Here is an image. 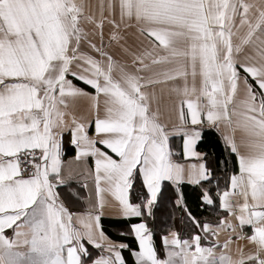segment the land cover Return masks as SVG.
I'll use <instances>...</instances> for the list:
<instances>
[{
	"label": "snow or ice",
	"instance_id": "obj_1",
	"mask_svg": "<svg viewBox=\"0 0 264 264\" xmlns=\"http://www.w3.org/2000/svg\"><path fill=\"white\" fill-rule=\"evenodd\" d=\"M99 7L113 13L112 41L123 39L121 26L150 41L121 45L131 68L88 38L81 20L97 25L102 42L105 18L84 15L78 0H0V264H128L125 250L133 264H264V0H118L119 21L117 4ZM165 90L180 105L171 127L159 118ZM77 99L92 102L94 121L69 111ZM175 134L183 155L200 161L187 171L172 159ZM81 179L93 181L97 198L74 214ZM186 179L196 186L191 202L179 187ZM109 199L118 208L109 223L135 244L113 240L102 224ZM166 200L191 231L166 229L161 254L149 221ZM221 231L252 250L233 258L232 236L221 243Z\"/></svg>",
	"mask_w": 264,
	"mask_h": 264
},
{
	"label": "crops",
	"instance_id": "obj_2",
	"mask_svg": "<svg viewBox=\"0 0 264 264\" xmlns=\"http://www.w3.org/2000/svg\"><path fill=\"white\" fill-rule=\"evenodd\" d=\"M78 2L83 3L85 5L84 15H86V16L91 15L95 18L96 21H99L101 19L102 15L105 18L104 23H103V28H102V32H103V41L102 42H101L100 36L98 34L100 29L97 28V25L95 23H91L87 20H81V26L84 28L85 32L88 34V38L91 39L93 42H95L97 45H100L101 43H103V45L105 46V50L107 52H109L110 54H112L117 61L124 62L131 68L132 67V65H131L132 57H131V55L125 54L122 51L121 45L128 46L132 49H138L140 47L141 43H143L144 46H147L150 43V41L146 37L140 36L136 27L124 28L123 26H121L119 29H116V31H118V33L123 37V39L120 40L119 42L111 40V34L114 30V25L112 23H110L109 20L112 18L113 13L110 12L107 7H105L103 10H101V8L99 6L101 4L107 5L109 3L117 4V7L115 9V19L117 21H119L118 0H78ZM81 48L85 52H88L91 55H93L94 57H96L97 59L100 58L99 55L89 47L86 40H82ZM69 79H72V78L69 77ZM189 80H191V78H189ZM73 83H77V81L73 80ZM199 84H200V78L198 77L197 78V85L199 86ZM81 87H84V86H81ZM85 89L89 92H94V90L91 89L89 86L85 87ZM243 95H244L243 86L241 84L237 99L243 98ZM103 100H104V97L101 95V97H100L101 110L99 113L101 118H103V116H104ZM173 101H175V109H173V107H172ZM179 106H180L179 105V99L176 98L175 96L170 97L168 95L167 90H165L163 93V96L161 97V101L159 104V109H160L159 118H160V120L164 124L168 125L169 127H171L174 124H179L180 123V121L178 119ZM152 108H153V110H156L157 104L155 102L153 103ZM69 111L74 112V114L78 118L85 117L89 121H94V119L96 117V111H95L94 107L92 106V102L90 100H86V99H77L75 101L70 100ZM221 128H222V130H224L223 125L221 126ZM87 132H88L89 136H93L95 134L94 133V123L90 124V126L87 128ZM96 138L100 139L101 137L97 136ZM68 139H69V134L67 132H65L64 140H65L66 145H67ZM237 139H238V141L240 139V133L239 132L237 133ZM170 148L175 153V155L172 157L173 161L183 165L186 171L190 168V166L192 164H196V163L200 162L194 157H185L183 155V153H182V138L179 134H175L170 138ZM197 151H200V150L197 149ZM109 154L113 155V158H118L114 154H112L111 152H109ZM73 156H74L73 151H66L65 160L71 162ZM88 163L90 166L92 165V158H90V157L88 158ZM73 164H74V162H73ZM237 172H238V170H237ZM86 183L88 184V187H84V181L82 179H81V181H79L75 184L76 191H78L80 193V198L78 200H76L70 206V211L73 212L74 214L87 212L89 210V200L97 198L93 181L91 179H88L86 181ZM163 183L164 184L169 183L173 187H175V188L177 187V185L173 184L170 181H165ZM184 183L190 184L186 179L185 181H183L179 185V187L181 188V185ZM190 185H192V184H190ZM58 191H61V199H64L63 188L58 189ZM101 195H103V194H101ZM235 199L237 201L242 202L240 197H235ZM65 203L67 206V201H65ZM225 215H226V213H225ZM117 217H118V208L116 206V203H115L114 199H109L107 206L105 208V211H104L103 218H105L107 220H112V219H115ZM229 219L232 221V223H234V224L237 223L235 216H231V217H229ZM179 223H180L179 225H181V222H179ZM181 227H182V225H181ZM170 230H175V229H170ZM175 231L180 232L178 230H175ZM185 232L190 233V231H185ZM239 232H240V230L237 229V233H239ZM6 233L8 235H11V229L6 230ZM163 234H165V233H163ZM180 234H181V232H180ZM243 234H244V236L251 235L252 234L251 227L245 226L243 229ZM230 235L232 236V243H231L228 251L233 256V258H237L239 256V252L241 250L244 251L245 253L252 250L253 245L248 239L239 238L237 234H233L230 231H221L219 233L218 239L220 240L221 243H223L224 240L226 238H228ZM110 237L113 240H117V238L112 237L111 235H110ZM211 239H215V237L210 238L209 240H203L202 245L205 247L211 246V243H210ZM156 247H157L158 251H160L161 254H163L164 249H163V245L161 243L160 238L158 240V245L156 244ZM219 251L223 252L225 250L221 248V249H219ZM96 252L99 253V250H96ZM123 255L125 256V259L128 261V264H133V258L129 255L127 250L124 251Z\"/></svg>",
	"mask_w": 264,
	"mask_h": 264
},
{
	"label": "trees",
	"instance_id": "obj_3",
	"mask_svg": "<svg viewBox=\"0 0 264 264\" xmlns=\"http://www.w3.org/2000/svg\"><path fill=\"white\" fill-rule=\"evenodd\" d=\"M81 86L87 87L83 85L82 82H78ZM225 148L223 142L221 141L218 145L217 148L215 149L217 152L223 151ZM197 149L202 151V149L199 145L197 146ZM226 154V153H225ZM229 168H233L236 172L238 170V164L236 165H229ZM231 173H229L230 175ZM221 177V189L223 190L225 187V183H227V177H225L224 173L220 174ZM164 185H167L169 187L170 192L174 191L176 188L173 187L171 184L166 183ZM195 185H190V184H182L181 185V190L186 194V197L188 198L189 202L192 200V193L193 189L195 188ZM157 219L153 223L152 221H149V226L154 229L156 232L155 236V243L158 245V240L163 233H165L166 229H175L181 232V235L186 237L189 235L188 232L185 231H191L190 229H186L182 223L179 225L181 222V217L183 215L181 209L177 206L174 205L172 201L166 200L164 205L161 207L160 210L157 211ZM110 220H107L105 218H102V224L104 225L105 229L107 232L112 236L117 238V240H123L126 241L130 244H135L134 237L132 235H117L116 234V229L112 227V225L109 223ZM132 222H139L138 219L133 218Z\"/></svg>",
	"mask_w": 264,
	"mask_h": 264
}]
</instances>
